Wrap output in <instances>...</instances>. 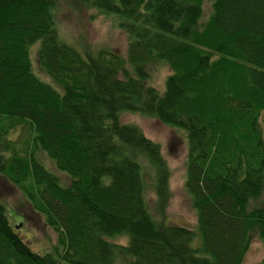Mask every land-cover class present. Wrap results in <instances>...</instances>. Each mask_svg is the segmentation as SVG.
<instances>
[{
	"label": "trees",
	"instance_id": "trees-1",
	"mask_svg": "<svg viewBox=\"0 0 264 264\" xmlns=\"http://www.w3.org/2000/svg\"><path fill=\"white\" fill-rule=\"evenodd\" d=\"M76 1L126 18L127 57L112 48L82 54L60 41L58 0H0V172L63 245L33 251L0 202V264H242L253 238L264 242V0H212L205 20V0ZM38 40L39 65L62 92L33 71L29 48ZM159 60L170 69L163 92L147 82ZM123 112L186 130L184 186L199 246L193 230L152 217L143 159L156 167L162 210L170 167ZM19 125L33 131L23 153L3 137ZM40 150L69 174L68 186ZM120 235L126 244L112 240Z\"/></svg>",
	"mask_w": 264,
	"mask_h": 264
},
{
	"label": "rangeland",
	"instance_id": "rangeland-1",
	"mask_svg": "<svg viewBox=\"0 0 264 264\" xmlns=\"http://www.w3.org/2000/svg\"><path fill=\"white\" fill-rule=\"evenodd\" d=\"M211 11L212 0H205L201 20L208 18ZM54 18L59 40L72 45L80 53L85 54L86 52H96L102 48H112L127 57L130 34L121 24L126 19L124 16L115 13H102L97 7L76 0H58L54 9ZM40 43L41 41L38 40L29 48L33 71L42 81L51 84L59 92H62V87L39 65L38 50ZM148 70L150 75L147 82L163 92L166 78L170 74L168 65L159 60L150 64ZM121 121L139 126L147 137L158 142L163 157L170 167L171 196L168 204L162 210L157 204L156 167L147 159H143L145 198L152 217L157 222L179 224L193 230V246H199L197 215L184 186L188 153L186 130L167 125L154 116L138 112H123ZM262 128L264 134V122ZM32 135L31 128L19 125L9 129L3 137L10 140L15 149L23 153L26 148L25 145L31 140ZM3 149H5L3 150L4 155L8 157L13 148L10 145L9 148L3 147ZM37 155L44 165L59 177L61 185L68 186L70 184L71 177L69 174L58 169L44 151H37ZM261 200H264V193ZM0 202L5 206L7 218L11 225L15 226L16 233L29 244L33 251L55 253L56 247L63 248L60 243L62 233L48 225L45 215L33 207L22 188L1 172ZM112 240L126 244L128 236L120 235ZM263 258L264 242L258 237H254L242 264H260ZM131 260L126 258L119 260V262L131 264Z\"/></svg>",
	"mask_w": 264,
	"mask_h": 264
}]
</instances>
